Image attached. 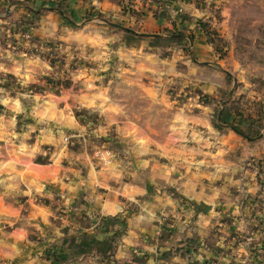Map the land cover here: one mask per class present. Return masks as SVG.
Here are the masks:
<instances>
[{
	"label": "rangeland",
	"instance_id": "1",
	"mask_svg": "<svg viewBox=\"0 0 264 264\" xmlns=\"http://www.w3.org/2000/svg\"><path fill=\"white\" fill-rule=\"evenodd\" d=\"M76 1L0 0V55L27 53L41 64L25 82L0 72V96L24 102L27 117L20 127L31 128L28 140L42 142L45 133L57 137L35 162L50 163V151L61 145L67 154L59 162L67 167L76 153L86 151L85 159L90 155L101 165L99 155L110 151L127 172L102 176L105 184L97 187L104 191H112L119 178H132L130 168L143 175L150 164L173 171L157 173L155 179L163 183L142 177L151 190L127 198L125 209L114 215L104 214L97 202L90 211V203L80 198L85 212L84 205L50 202L41 194L40 203L57 213L31 225L36 230L26 235L15 257L2 259L10 264L143 262L149 254L140 244L132 246V254L117 256L129 218L145 213L152 193L185 204L192 213L185 224L196 218L195 211H209L177 184L187 179L189 186L194 163L201 160L203 166L211 160L218 167V184L244 208L264 201V0H106L104 8L98 0ZM148 24L152 34L146 32ZM99 49L102 57L96 55ZM169 176L177 181H165ZM74 190L75 196L81 193ZM165 210L169 216L178 208ZM157 222L151 242L174 233L168 226L163 230V220ZM14 226L1 220L0 234ZM98 228H104L108 244L80 240Z\"/></svg>",
	"mask_w": 264,
	"mask_h": 264
},
{
	"label": "crops",
	"instance_id": "2",
	"mask_svg": "<svg viewBox=\"0 0 264 264\" xmlns=\"http://www.w3.org/2000/svg\"><path fill=\"white\" fill-rule=\"evenodd\" d=\"M69 1L72 4L77 2L76 0ZM109 1L115 4L113 0ZM98 2L104 8L106 0H98ZM185 8L189 10L188 7ZM146 32L153 33L151 24H148ZM104 53L99 49L96 55L102 57ZM27 55V53L0 55L3 59L0 63V72L5 75L13 73L12 75H16L23 82L27 81L26 77L37 74L36 72L41 66L36 56L27 57ZM145 56L151 58L150 54H145ZM169 66L175 69L173 64ZM96 92L98 95L101 93L100 90ZM83 96L84 99L87 98V96ZM10 100L9 96H0V221L3 219L12 220L16 226L13 230H6L0 234V264H10L2 258L13 259L15 257L14 252L16 253L19 249V244L23 243L27 234L29 236L30 232L36 230V227H31V225L41 219L46 220L51 214L57 213L55 208L53 211V207L40 203L41 194L45 197L48 196L50 202L55 200L56 203L64 205H71L73 202L81 206L84 205L85 212L88 211L86 205L88 202L90 211L94 209V205L102 204L104 214L114 215L125 209L128 199H134L137 195L151 190V185L142 177L149 178L151 183H163L162 180L155 179L157 173L167 174L173 171V167L165 165L159 167L150 164L142 168L146 171L143 175L138 172L136 167L130 168L129 173L132 174V178L129 180L119 178L116 181L117 186H113L112 191H104L97 187L105 184L101 180L102 176L107 174L116 176L121 171L122 175L119 177H123V173L127 172L117 166L118 164L112 159L110 151L99 155L101 165L93 164L90 155L87 156L88 159H85L87 152L83 151L76 153L72 166L67 167L59 162L61 157L65 153L67 154L65 146L61 145L58 150L50 151V163L37 164L35 159L45 153L44 146L57 144V137L52 133H45V139L42 142L35 144L28 140V133L32 135L31 128L20 127L21 121L27 117V115H23L24 102L20 98ZM69 117L73 119L71 115ZM31 118L32 121H27L28 123H32L33 119H36V115ZM40 137L41 135H38L37 139ZM27 145L30 148H27ZM16 146L17 149H13ZM41 150L42 153L39 152ZM50 160L56 161L58 165ZM204 162L201 160L194 163V167L197 169L192 171V176L188 179L192 182L189 186H186L187 179L178 181L177 184L191 199L205 203L204 209L209 207L211 209L200 213L195 211L196 218L191 224H185L183 221L187 214L191 213H186L190 209L186 210L185 204L166 193H152L145 203V213L141 212V214L129 218V229L122 240V245L117 248V256L132 254V246L140 244L147 248L149 257L143 262H135L136 264H212L214 262L217 264H264L263 199H257L255 202L257 207H252V210L248 206L244 208L243 204L237 202L234 196L229 195L228 190H224V186L218 184L217 179L220 171L218 167L213 165L211 160L204 164L205 166L202 165ZM66 175L73 178L72 181H70L71 179L66 181L63 178ZM165 181L175 183L177 179L169 176V179ZM238 181V179H233V182ZM76 187L80 189L82 195H80L81 193L73 195L76 192L73 189ZM103 192L106 193V198L100 199V193ZM80 198L85 199L86 204H82L83 199L80 200ZM177 208V212H171L167 216L168 213L165 209L173 211ZM158 219L164 221L163 230H166L168 226L169 229L173 228L171 231L174 233L162 241L151 242L150 234L155 233L158 229ZM86 237L93 239V242L98 245L110 242L104 228H98L92 234L85 233L80 240H85ZM247 238H251V240L246 241ZM191 244L194 246L192 247ZM189 245L191 246L190 253L187 254ZM87 255L90 254L87 253ZM120 261L123 262V260Z\"/></svg>",
	"mask_w": 264,
	"mask_h": 264
},
{
	"label": "built area",
	"instance_id": "3",
	"mask_svg": "<svg viewBox=\"0 0 264 264\" xmlns=\"http://www.w3.org/2000/svg\"><path fill=\"white\" fill-rule=\"evenodd\" d=\"M251 240V238H247L246 241H249ZM213 264H217V262H214Z\"/></svg>",
	"mask_w": 264,
	"mask_h": 264
},
{
	"label": "water",
	"instance_id": "4",
	"mask_svg": "<svg viewBox=\"0 0 264 264\" xmlns=\"http://www.w3.org/2000/svg\"><path fill=\"white\" fill-rule=\"evenodd\" d=\"M209 209H211V208L209 207L207 210H209Z\"/></svg>",
	"mask_w": 264,
	"mask_h": 264
}]
</instances>
